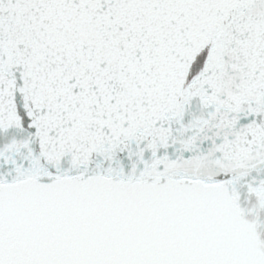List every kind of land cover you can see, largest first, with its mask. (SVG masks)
Returning <instances> with one entry per match:
<instances>
[{"label":"snow or ice","instance_id":"snow-or-ice-1","mask_svg":"<svg viewBox=\"0 0 264 264\" xmlns=\"http://www.w3.org/2000/svg\"><path fill=\"white\" fill-rule=\"evenodd\" d=\"M0 264H264V0H0Z\"/></svg>","mask_w":264,"mask_h":264}]
</instances>
